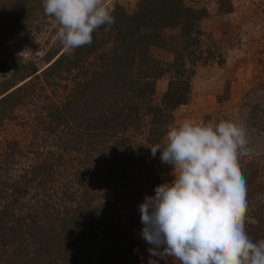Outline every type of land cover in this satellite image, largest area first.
Returning a JSON list of instances; mask_svg holds the SVG:
<instances>
[{
	"label": "rangeland",
	"instance_id": "rangeland-1",
	"mask_svg": "<svg viewBox=\"0 0 264 264\" xmlns=\"http://www.w3.org/2000/svg\"><path fill=\"white\" fill-rule=\"evenodd\" d=\"M138 2L107 0L111 10L121 6L128 14ZM189 8L199 15L189 34L180 26L164 27L159 32L164 46L148 44L144 48V60L167 72L156 79L153 95L137 104L143 113L147 103L161 104L170 79L189 80L187 101L167 112L165 134L159 142L172 126L185 119L207 122L222 117L246 129L254 155L239 161L247 183L245 230L254 242H259L264 240V22L253 8L234 6L230 0H210L206 5L196 1ZM57 28L58 22L44 14L42 0H0V65L19 55L21 62L43 69L48 57L62 48ZM138 65L139 60L134 68ZM98 67V59L91 54L83 67L58 79L57 87L45 85L44 79L33 80L32 95L21 94L22 103L0 117V223L6 221L10 228L19 222L21 228V232L8 237L0 230V264H30L34 255L41 258L38 236H28L26 232L32 217L40 223L44 215H64L68 208L71 211L77 206L85 190L94 197L88 202V209L100 208L98 222L87 244L79 251L62 250L65 254L57 264H74L77 252L81 253L80 264H148L150 245L141 236L139 204L154 191L147 193L140 184L149 170L156 185L171 181L172 166L162 164L160 155L147 167H141L134 156L131 165L123 156L121 164L125 167L114 166L118 156L110 153L112 141L120 136L118 132L110 137L82 131V126L76 125L81 120L72 119L71 114L67 116L68 126L57 127L50 123L44 109L53 102L61 108L73 88L72 77H88ZM183 71L187 72L185 78ZM6 73L0 69V84L9 80ZM84 107L81 100L73 104L77 117ZM104 107L113 108V104L105 103ZM140 120L142 128L130 127L125 135L131 138L132 145L149 147L145 140L149 117L142 115ZM80 133L83 136L78 142ZM45 163L49 170H42L37 178L24 184L32 170H41L39 167ZM109 175L116 179V186H109L104 180ZM14 186H20V195L14 192ZM69 195L71 201L67 199ZM2 210L7 211V216H2ZM73 239L71 236L70 241ZM53 254L58 256L59 249ZM153 259L158 264H179L171 257Z\"/></svg>",
	"mask_w": 264,
	"mask_h": 264
},
{
	"label": "trees",
	"instance_id": "trees-1",
	"mask_svg": "<svg viewBox=\"0 0 264 264\" xmlns=\"http://www.w3.org/2000/svg\"><path fill=\"white\" fill-rule=\"evenodd\" d=\"M197 13L183 4L182 0H139L136 9L130 14L126 13L121 6L114 7L112 15L115 17V23L109 30L105 31L104 26H101L93 33L91 45L77 48L70 53L65 52L62 47L48 57L46 66L41 70L36 69L32 63L21 62L19 55L11 56L8 63L5 61L0 65L2 73L9 74V80L0 84V112L2 110L0 117L22 103L24 97H21V94L27 96L31 93L32 95L34 90L30 87L35 82L33 80L44 79L45 85L57 87L58 79L69 76L75 69L83 67L88 56L94 54L98 59L99 69L94 70L88 77L81 75L82 78L78 80L72 77L73 88L61 108L56 102L50 103L49 107H44L48 111L50 123H55L57 127L64 124L68 126L67 116L71 114L72 119L81 120L76 125L82 126V131L96 133L99 136L110 135V137L118 132L120 136L112 141L114 147L110 153V155L117 154L118 156L113 165H120L122 169L125 167L124 163L121 164L122 157H126L127 165H131L130 161L134 156L139 159L141 167L149 166L151 161L158 158L159 151L153 157L150 147L132 145L131 138L125 133L130 127L141 129L140 117L148 116L149 135L145 137V140L150 146L159 143L160 137L165 134L163 126L167 122V112L186 103L190 82L189 80L170 79L161 97V104L147 103L141 113V108L137 103L153 95L156 79L167 72L165 68L153 66L144 60L146 59L144 48L148 44L164 46L159 35L160 29L164 27L180 26L184 33L189 34L194 29L193 23L199 17ZM106 43L112 45L110 50L105 45ZM137 60H139V65L135 69ZM83 73L85 74V71ZM183 75L185 78L187 72L183 71ZM80 100L86 104V107L82 108L84 114L80 112V116L77 117V111L72 107ZM118 101L123 102L122 106H118ZM105 103H112L113 108L104 107ZM124 107H127L126 111ZM82 136L83 133L77 135L78 142ZM65 147L67 149V145ZM48 167L49 164L45 163L39 167L41 170H32L31 175L24 179V184L37 178L42 170H49ZM145 176V181L139 184L147 193H151L156 186L155 176L151 175L150 170L146 171ZM104 180L109 186H116V179L112 175ZM20 191V186H14V192L17 195H20ZM88 195L87 190L83 191L77 206L71 211L68 208L64 215L60 216L58 213L52 218L44 215L40 223L32 217L30 229L28 228L26 232L28 236H38L39 244L41 243L40 253L43 256L40 258L34 255L30 264H57L58 259L65 254L62 250L67 248L69 252L73 249L79 251L87 244L98 222L97 217L100 212V208L88 209V202L94 200L93 196ZM67 197L69 201L72 200L71 195ZM68 212H71V215ZM1 213L2 216H7L6 210H2ZM81 220L84 222H80ZM77 222L80 224L74 227ZM16 224V227L8 228L6 221L0 223V230L4 237L14 236L15 232H21L20 223L16 222ZM71 236L74 238L73 241H70ZM58 249L57 256L53 253H56ZM80 258L81 253L77 252L76 264H80Z\"/></svg>",
	"mask_w": 264,
	"mask_h": 264
},
{
	"label": "clouds",
	"instance_id": "clouds-1",
	"mask_svg": "<svg viewBox=\"0 0 264 264\" xmlns=\"http://www.w3.org/2000/svg\"><path fill=\"white\" fill-rule=\"evenodd\" d=\"M42 7L58 22L56 35L67 53L91 45L98 28L107 31L115 23L107 0H42ZM149 147L172 166L174 178L139 204L148 264H158L153 257L179 264H264V240L254 242L245 230L247 183L239 161L254 155L246 129L222 117L185 119Z\"/></svg>",
	"mask_w": 264,
	"mask_h": 264
},
{
	"label": "built area",
	"instance_id": "built-area-1",
	"mask_svg": "<svg viewBox=\"0 0 264 264\" xmlns=\"http://www.w3.org/2000/svg\"><path fill=\"white\" fill-rule=\"evenodd\" d=\"M196 1L202 2L204 5L208 3L210 0H185L184 3L186 6L191 7L193 6ZM212 1H217V0H212ZM230 2L234 6H242V7H248V8H253L260 14L263 22H264V0H230Z\"/></svg>",
	"mask_w": 264,
	"mask_h": 264
}]
</instances>
